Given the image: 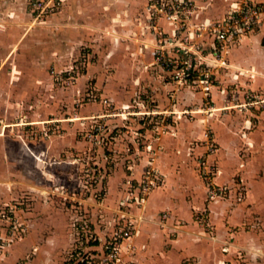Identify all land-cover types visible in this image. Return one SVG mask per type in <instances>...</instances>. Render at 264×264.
Instances as JSON below:
<instances>
[{
	"label": "rangeland",
	"instance_id": "obj_1",
	"mask_svg": "<svg viewBox=\"0 0 264 264\" xmlns=\"http://www.w3.org/2000/svg\"><path fill=\"white\" fill-rule=\"evenodd\" d=\"M193 1L183 27L151 19L145 3L148 47L113 26L68 42L86 20L49 19L64 1L18 34L7 32L17 18L0 19V264H78L83 254L98 262L109 243L125 264L201 263L183 254L185 236L190 247L211 245L218 258L207 264H264V236L252 247L233 236L264 230V36L247 43L260 46L254 58L263 52V60L246 67L229 58L264 25V13L251 31L230 26L217 40L197 27L227 19L245 0ZM25 8L34 17L29 0ZM176 27V36L161 37ZM165 42L198 47L209 82L177 81L180 66L162 68L165 54L181 59ZM221 170L230 174L217 183ZM253 190L257 199L247 200ZM155 191L174 205L148 214ZM222 201L228 208L213 211ZM241 205L250 218L238 221ZM146 226L153 231L140 248L151 247L154 259L137 260Z\"/></svg>",
	"mask_w": 264,
	"mask_h": 264
},
{
	"label": "crops",
	"instance_id": "obj_2",
	"mask_svg": "<svg viewBox=\"0 0 264 264\" xmlns=\"http://www.w3.org/2000/svg\"><path fill=\"white\" fill-rule=\"evenodd\" d=\"M100 2L101 7L98 5ZM146 2L147 0H64L65 8L63 12H59L60 14L58 13V15L53 14L49 17V19H51L52 21H61L60 24L67 25H70V23H73L72 21L75 20H86L85 23L77 22L78 25H81L84 28L77 29L76 31L71 30V34H69V32L67 36L68 42H75L80 39L82 40L83 36L87 34H93L96 30L110 32L109 28L113 26L112 28L115 30V32H120V35H127L129 33L133 34L136 36L134 38L135 40H142L144 42V46L148 47V44L151 43L154 37V33L148 28L142 26V23L148 26V15L147 11L145 10ZM25 4L26 0H0V19H8L14 17L20 21V25H18L19 27L13 29L11 28L7 32H13L15 34H18L22 28V23L29 24L30 21L28 20H30V18L33 19L30 13L26 12ZM110 6H112V8H110ZM209 11H211V13L215 12L210 9ZM138 14H141V17H138ZM100 19L101 22H99ZM113 19L117 20V22H111V20ZM138 19L141 25L138 24ZM124 20H128L131 25H123L122 23L124 22ZM56 24L59 23L56 22ZM163 24L166 26V23ZM261 36H264V25L260 28V30L256 31L255 33L253 32L243 38V44L232 49V52L229 54L231 62L239 66L248 67L250 65H254V63H257L260 59L263 60V52L260 49L258 51L262 52V55H259L254 58V52L257 51L260 46L256 45V43H254V46H250L247 44L249 43V41H259L261 39ZM134 49H136L135 45ZM167 85L170 86L169 84ZM185 131V129H181L179 130V133H176V138L178 141L182 140V137L186 139V137L188 136H194L199 130H197V128H193V130L190 131L188 134ZM177 143L178 142L176 141L174 145H180V143ZM229 174L230 172L221 170V173H218V175L215 177L216 182H224L228 178ZM159 195L162 196L159 191H155L148 199V204L150 205V207L148 208V214H153L160 206H171L174 203L173 201H171V199L166 200L165 198H160ZM255 195L256 192L254 190L251 192L249 191L247 200L257 199ZM158 198H160V202L155 203L154 201H156ZM221 205L222 206H220V208H218L217 205V207L213 205V211L220 209V212L223 213L225 211L224 209L228 208L227 201H222ZM244 208L245 206L243 205H241V207H238L239 213H236V215H234V219L239 221L250 218L249 211H247L246 213V209ZM152 229L153 228H149L148 226L141 229L140 233H145L144 239L138 240L141 234L137 236L136 243L139 248V252L136 255L137 260L146 259L149 261L154 259V256H152L154 250L151 249V247L146 249V251H142L140 248L147 239V236H149V234L153 231ZM220 230L222 232L221 236H224V234H226L224 232V229ZM233 236H237L239 240L241 238V242L244 245L252 247L255 244L258 245L260 243L261 238L264 236V230L255 229L247 232L243 231L242 233H237V235L233 234ZM189 239L190 238L186 236L179 239V242H181V246L186 247L183 254L198 256L201 261V263L199 264H207L212 259L218 258V256L214 252H212L211 245L207 246V243L192 241L195 246L190 247V243L188 242ZM40 254L43 255L42 253Z\"/></svg>",
	"mask_w": 264,
	"mask_h": 264
},
{
	"label": "built area",
	"instance_id": "obj_3",
	"mask_svg": "<svg viewBox=\"0 0 264 264\" xmlns=\"http://www.w3.org/2000/svg\"><path fill=\"white\" fill-rule=\"evenodd\" d=\"M63 1L64 0H29L30 9L34 15L33 20H39L40 18L53 13L55 8H59L58 4ZM147 2V10H149V13L152 16L151 19L157 20L162 17L170 23H180L181 27L185 26L186 21H188L187 19H189L195 13V3L193 0H148ZM236 4L237 5H232L229 11H227V19L224 18V20L221 22L210 21L208 23H202L201 27H197L199 36L204 35V33L206 32H209L211 34L215 33V39L219 40L225 38V32L230 26H233L234 28L239 27L243 30L251 31L256 25L259 24V17L264 13V3L256 0H245L242 1L241 4ZM162 32L164 33H161V37H167L169 35L173 37L178 33L177 27L173 29L171 33H165L166 31ZM164 34L166 35L164 36ZM166 44H168V46H172L175 49L176 53L181 56V59L178 58L180 60V63L176 59H170V57L167 56L164 52L163 53L165 54V56H162L161 58L159 57L158 59L162 60L160 61V65L166 70H171L175 67L180 66L179 70L182 72V75L181 80L177 81L194 80L195 76L202 75L200 73L199 67L203 63H201L200 61L203 55L198 50V47L193 49L191 46L182 45L180 43L170 44L169 42H165L164 45ZM163 48L164 46H161L160 50L164 51L165 49ZM202 76H204V80L206 81V83H208L210 78L208 76V73L206 72ZM209 87L210 86L207 85L205 89H209ZM130 233L131 230L124 232V235L129 238L128 236ZM105 246V252H103V254L101 255V261L97 262L95 258L99 257H95V255L88 256L83 254V256L79 257L81 261H78L77 263L125 264L120 257L118 251L119 246L116 243H109V245Z\"/></svg>",
	"mask_w": 264,
	"mask_h": 264
}]
</instances>
